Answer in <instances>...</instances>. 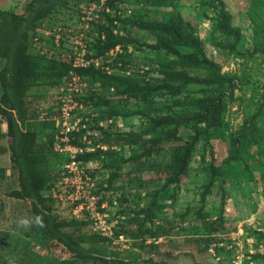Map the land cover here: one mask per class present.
Returning <instances> with one entry per match:
<instances>
[{
  "label": "rangeland",
  "instance_id": "1",
  "mask_svg": "<svg viewBox=\"0 0 264 264\" xmlns=\"http://www.w3.org/2000/svg\"><path fill=\"white\" fill-rule=\"evenodd\" d=\"M29 1L0 0V11ZM179 19L201 47L156 48L158 24ZM32 35L35 53L94 71L39 80L24 99L43 202L8 194L19 183L3 139L0 264L22 253L28 264H264V0H68ZM206 103L215 110L199 121ZM41 211L76 223L62 228L71 246L17 228Z\"/></svg>",
  "mask_w": 264,
  "mask_h": 264
},
{
  "label": "trees",
  "instance_id": "2",
  "mask_svg": "<svg viewBox=\"0 0 264 264\" xmlns=\"http://www.w3.org/2000/svg\"><path fill=\"white\" fill-rule=\"evenodd\" d=\"M68 0H30L24 8L23 13L17 14L9 10L0 11V57L6 59V64L0 69V84L3 91L0 95V156L7 151L3 144V139L10 136L12 139L10 162L11 166L17 170L19 188L11 190L8 194L14 198H29L43 202L40 190L45 183V173L37 168V165L45 161V158L34 150L36 142V131L32 121L19 123L23 112L24 99L28 90L38 83L54 76H62L69 72L77 75H87L94 71L89 66H72L67 62H60L45 55L35 53L32 49V32L37 28L39 20L51 14L57 7L67 5ZM112 5V4H111ZM230 13L222 8L220 11V25L228 35L234 36L238 42L239 29L230 23ZM139 26L145 27L142 21ZM162 30L155 32L157 36L156 48H166L173 50L177 44L201 47V41L195 32V28L189 22L177 23L169 26L167 23L158 24ZM106 39L113 38L112 30L105 25H101ZM171 38L168 39V36ZM114 43H109L110 49ZM211 70H214L213 63L207 59H202ZM215 103H206L196 113L199 121L208 120L212 110H215ZM170 117L160 118L163 127L162 135L172 137L175 132L169 130ZM5 122L7 131L1 129V124ZM5 172L4 167H0V176ZM45 227L40 228L48 237L64 242L71 246V235L62 228L76 223H65L56 221L50 214L41 211ZM75 227V226H74ZM77 238L84 239L82 235ZM69 259H62L55 264H69ZM29 258L22 253L18 259V264H28Z\"/></svg>",
  "mask_w": 264,
  "mask_h": 264
},
{
  "label": "clouds",
  "instance_id": "3",
  "mask_svg": "<svg viewBox=\"0 0 264 264\" xmlns=\"http://www.w3.org/2000/svg\"><path fill=\"white\" fill-rule=\"evenodd\" d=\"M33 226L43 228L45 227L44 220L42 216H35L32 218L29 217H20L17 220V228L18 229H31Z\"/></svg>",
  "mask_w": 264,
  "mask_h": 264
}]
</instances>
